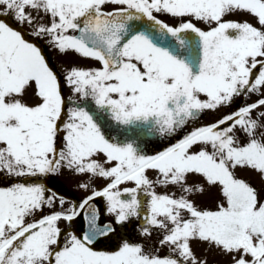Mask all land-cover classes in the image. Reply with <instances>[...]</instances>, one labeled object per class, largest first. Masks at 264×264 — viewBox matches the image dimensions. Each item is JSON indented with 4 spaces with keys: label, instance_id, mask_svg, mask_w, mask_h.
Returning a JSON list of instances; mask_svg holds the SVG:
<instances>
[{
    "label": "snow or ice",
    "instance_id": "1",
    "mask_svg": "<svg viewBox=\"0 0 264 264\" xmlns=\"http://www.w3.org/2000/svg\"><path fill=\"white\" fill-rule=\"evenodd\" d=\"M0 264H264V0H0Z\"/></svg>",
    "mask_w": 264,
    "mask_h": 264
},
{
    "label": "rangeland",
    "instance_id": "2",
    "mask_svg": "<svg viewBox=\"0 0 264 264\" xmlns=\"http://www.w3.org/2000/svg\"><path fill=\"white\" fill-rule=\"evenodd\" d=\"M77 195H78V193H77Z\"/></svg>",
    "mask_w": 264,
    "mask_h": 264
}]
</instances>
